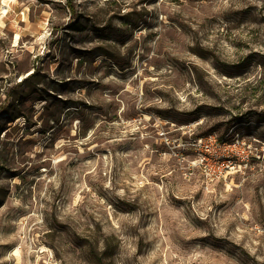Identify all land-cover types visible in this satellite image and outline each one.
<instances>
[{
  "label": "rangeland",
  "instance_id": "obj_1",
  "mask_svg": "<svg viewBox=\"0 0 264 264\" xmlns=\"http://www.w3.org/2000/svg\"><path fill=\"white\" fill-rule=\"evenodd\" d=\"M0 18V264H264V0ZM212 129L252 145L233 183L190 170Z\"/></svg>",
  "mask_w": 264,
  "mask_h": 264
},
{
  "label": "built area",
  "instance_id": "obj_2",
  "mask_svg": "<svg viewBox=\"0 0 264 264\" xmlns=\"http://www.w3.org/2000/svg\"><path fill=\"white\" fill-rule=\"evenodd\" d=\"M167 144H170L169 140ZM251 148V143L245 139L221 140L216 135L201 137L183 145V149L195 153V158L189 164L190 170L196 168L207 184L214 181L233 183V177L243 172L254 157ZM180 156L184 157L183 154Z\"/></svg>",
  "mask_w": 264,
  "mask_h": 264
},
{
  "label": "trees",
  "instance_id": "obj_3",
  "mask_svg": "<svg viewBox=\"0 0 264 264\" xmlns=\"http://www.w3.org/2000/svg\"><path fill=\"white\" fill-rule=\"evenodd\" d=\"M67 7L70 9V10H74V6L72 5V3H70L69 1H68V5H67ZM21 86V85H20ZM215 131L216 130H210L209 132H207V134L205 135V134H203L204 136H200V138L201 137H205V136H209V135H212L213 133H215ZM225 136L224 135H221V136H219L218 138L219 139H221V140H225V138H224Z\"/></svg>",
  "mask_w": 264,
  "mask_h": 264
},
{
  "label": "bare ground",
  "instance_id": "obj_4",
  "mask_svg": "<svg viewBox=\"0 0 264 264\" xmlns=\"http://www.w3.org/2000/svg\"><path fill=\"white\" fill-rule=\"evenodd\" d=\"M1 19H2V18H0V22L2 21ZM17 37H18V36H17ZM16 255L19 257V256H20V253L17 251V252H16Z\"/></svg>",
  "mask_w": 264,
  "mask_h": 264
}]
</instances>
